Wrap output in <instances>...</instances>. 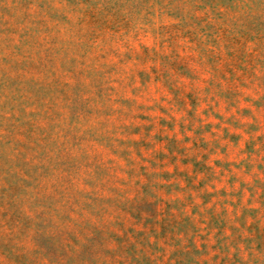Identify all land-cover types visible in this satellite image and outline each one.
I'll return each instance as SVG.
<instances>
[{"label":"rangeland","instance_id":"1","mask_svg":"<svg viewBox=\"0 0 264 264\" xmlns=\"http://www.w3.org/2000/svg\"><path fill=\"white\" fill-rule=\"evenodd\" d=\"M0 264H264V0H0Z\"/></svg>","mask_w":264,"mask_h":264}]
</instances>
